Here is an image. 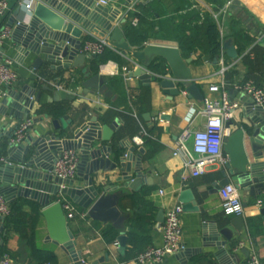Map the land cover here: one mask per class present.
I'll return each mask as SVG.
<instances>
[{
  "label": "crops",
  "instance_id": "0c3cea01",
  "mask_svg": "<svg viewBox=\"0 0 264 264\" xmlns=\"http://www.w3.org/2000/svg\"><path fill=\"white\" fill-rule=\"evenodd\" d=\"M5 1L8 9L0 14V32L3 28H9L10 34L0 39V45L5 48L2 60H11L12 68L17 74V80L11 88L20 91L24 86H29L35 93L40 92V99L34 103L30 113H23L21 118L19 115L14 117L9 113V109L3 111L0 104V156H5L9 162L11 161L7 149L11 145V137L19 122L30 119L31 126L24 138L28 134L36 137V134L41 132V126L50 129L48 119L57 117H60L61 124H69L67 132L88 122L92 116H96L103 124L119 120L117 130L106 145L113 148V151L120 152L118 144L124 141V145L134 146L136 150L143 148L145 151L143 166L146 179L136 190L123 187V182H117L116 172L99 170L92 174L93 184L100 188V196L108 198L107 207L114 212L108 220L93 219L89 216L88 209L78 206L63 194L52 197V201L64 197L77 208L78 213L73 219L68 220V224L76 240L75 248L80 252L82 259L90 263L103 258L98 264H137L133 259L139 250L140 253L147 247L159 246L162 243L163 222L156 221L158 212H162L164 218L168 209L176 205H181L183 208L181 200H190V198L182 196L181 192L190 191L199 209L182 212L180 236V242L184 245V250L190 251V256L188 259L183 257L186 261L180 263L175 256L179 253L177 252L167 257L161 264L216 263L213 256L216 248L206 243L210 231L215 226H223L226 219L233 217L223 214L219 191L214 190L216 182L221 178L223 166L209 165L203 175L188 177L186 181H182L183 155L174 154L177 139L183 130L194 131L204 127L206 120L202 113L204 101L187 100L183 88L179 96L170 97L163 92L156 81L151 82L150 85L143 84L139 78L130 76L138 66L130 59V55L122 54L119 50L110 47L109 50L116 59H108L100 64L96 73L105 78L111 91V98L98 93H89L81 96L80 100L52 102V94L43 87L57 88L56 81H59V85L64 90L77 95L82 93V78L79 70L69 68L56 71L52 70L48 63H43L38 70H34L32 62L35 56L30 53L25 56L26 50L12 41L11 36L12 28L18 21H28L27 8L22 5V0ZM138 4L149 6V9L154 10L148 18L152 21V25L139 22L132 25L142 35L147 36L143 46L155 43L179 48L177 37L191 35L190 30H182V18L192 16L195 11L200 15L197 23H201L205 14L210 15L215 21L221 38V49L216 64L213 63L214 59L209 60L201 51L189 55H183L180 51L184 59H190L188 66L192 72V82L198 85L204 98L219 101L223 91L228 93L229 88L237 89L236 86L247 81H253L264 89V0H132L130 2L111 0L108 5L103 6L110 10H119L116 24L121 18H125L126 21L122 25L124 30V25H131L132 18L137 17L134 13L137 12ZM9 22H12V27L7 25ZM88 37L102 36L95 32H84L80 37L81 45ZM226 39H231L239 51L236 60L224 53L222 41ZM91 60L92 57L86 59L89 67ZM155 64H166L165 61L157 58L148 68L150 73L163 75L159 70L152 71L151 67ZM214 85L219 87L217 91L211 89ZM6 90L7 87L3 86L0 95ZM247 95L242 91L238 96H229L238 104V108L231 119L233 126L230 129L226 128V134L239 126L241 122L239 114L244 102L249 100ZM58 109L62 112L55 114L54 110ZM145 114L149 115L148 120L144 117ZM143 131L146 135L142 134ZM137 137L142 139L141 144L137 143ZM187 144L191 146L190 142ZM76 152L79 156V152ZM122 153H125L123 148ZM113 155L112 152L109 156L112 161H114ZM11 157L19 158L20 154L14 152ZM151 165L153 169L149 170ZM74 179L75 184L80 182L77 175ZM239 193L244 206L242 215L245 218V226L241 236L236 237V256L239 264H243L253 255L264 264V215L260 213V208L264 204V191L256 192L255 195L243 190H239ZM11 199V203L16 200L26 203L22 206L23 212H30L29 204L36 205L41 211V207L34 200L17 196ZM3 227L4 230L0 232L2 240L0 249L4 245L7 247L11 254L9 255L11 264H35L27 257V251L21 247L22 239L27 236L28 229H5V222ZM107 227L114 228L118 236L121 233L125 234L126 244L123 252L117 244V239L113 243L104 241L101 230ZM230 229L234 230L233 227ZM129 234L137 236L140 246L138 249H133L128 244ZM47 235L46 222L40 212L35 229L36 245L50 250L56 256L57 264H71L68 254L49 241ZM241 248L250 251L248 257L239 251ZM129 250L134 256L130 260L125 257ZM2 255L0 250V257Z\"/></svg>",
  "mask_w": 264,
  "mask_h": 264
},
{
  "label": "water",
  "instance_id": "95a60500",
  "mask_svg": "<svg viewBox=\"0 0 264 264\" xmlns=\"http://www.w3.org/2000/svg\"><path fill=\"white\" fill-rule=\"evenodd\" d=\"M27 11L28 21L16 24L11 36L12 41L26 50L25 56L29 53L35 56L32 68L38 70L43 63L50 64V68L56 71L77 68L82 78V93L79 95L62 88L44 86L43 89L52 94V102L80 100L81 96L89 93L112 97L105 78L99 73H92L86 64L89 56L79 52L80 37L84 32L107 36L113 48L122 54H129L130 59L138 65L130 76L139 78L143 84L150 85L156 81L170 97L179 96L183 88L187 100L204 99L198 85L192 82V72L188 66L190 59H184L175 46L155 43L146 44L141 49L130 46L122 29L126 19L121 18L116 24L120 13L117 9L110 10L97 0H35L33 7ZM7 25L12 27L13 24L9 22ZM222 48L229 58H238L239 51L231 39L222 41ZM4 51L5 48L0 45V61ZM157 58L165 61L166 74L150 73L148 68ZM217 61L216 57L213 63ZM59 84L56 81L55 86ZM241 92L233 87L228 89L231 97ZM248 98L239 114V126L229 130L224 139L223 150L228 155V161L214 186L216 191L228 183H233L238 190L248 191L250 195L264 191V107L254 105L250 96ZM39 99L40 92L35 93L29 86H24L20 91L7 87L6 92L0 95V104L3 111L9 109L10 114L21 118L23 113H30ZM144 117L148 120L149 115L145 114ZM118 122L114 120L103 124L96 116H92L88 122L67 132L69 124H61L60 117L48 119L50 129L43 125L36 137L28 134L22 141L11 143L7 149L11 161L0 166V195L8 204L14 196L34 200L41 207L40 212L48 232L47 239L68 254L71 264H98L103 258L90 263L82 259L75 248L76 240L61 202L52 201V197L63 194L78 206L88 209L93 219L108 220L114 212L107 207L108 198L100 196V188L93 184L92 174L99 170L116 172L117 182H123V187L135 190L146 179L143 148L136 150V147L124 145V141H121L118 144L120 153L106 145L117 130ZM232 126V120L225 124L227 129ZM122 148L125 149L124 154ZM66 150H76L80 154L77 165L78 184H75V179H61L53 174L55 159ZM14 152H18L20 157H11ZM112 152L114 161L109 159ZM152 169L153 166H149V170ZM181 195L190 198L181 200L183 211H198L199 207L190 191H182ZM260 213L264 215V204ZM4 220L5 217L0 216V232L4 230ZM163 220V213L158 212L156 221L161 223ZM244 226L243 215H236L226 219L223 226L211 229L206 243L216 248L213 252L216 260L214 264L240 263L236 256V237L241 236ZM117 244L123 252L126 244L124 233L117 237ZM239 251L245 257L250 254L247 248ZM189 252L183 250L175 256L180 263H185L190 256Z\"/></svg>",
  "mask_w": 264,
  "mask_h": 264
},
{
  "label": "built area",
  "instance_id": "2783aa9c",
  "mask_svg": "<svg viewBox=\"0 0 264 264\" xmlns=\"http://www.w3.org/2000/svg\"><path fill=\"white\" fill-rule=\"evenodd\" d=\"M110 1L98 0V3L108 5ZM21 3L28 10L33 7L35 0H22ZM7 9V2L0 0V14H3ZM137 22L138 18L134 17L131 20V25H136ZM9 34L10 29L3 28L0 32V39ZM110 47L112 46L107 37H88L82 42L79 52L93 57L101 55L106 48ZM124 70L126 69L124 68ZM16 80L17 74L12 68V61L9 59L0 61V92L3 86L11 87ZM56 86L57 88H61L60 85ZM218 88L216 85L211 86V89L214 91H217ZM236 88L247 93L254 105L264 107V89L262 87L257 86L253 81H247L242 85L236 86ZM203 101L204 109L202 113L206 118L204 127L194 131H190L189 129L183 130L176 142L174 154L181 153L183 155L182 181H186L188 177L203 175L209 165L219 164L224 166L228 161V155L223 150L224 139L228 135L226 134L225 124L233 118L238 104L230 99L226 91H223L219 101L209 98H204ZM30 126V119L21 121L13 132L11 143L22 141ZM142 134L146 135L145 131ZM136 141L138 144L142 143L140 137H137ZM188 142H190V147L187 144ZM78 162L79 156L75 150L62 151L55 159L53 174L61 179H74L77 175ZM7 163H9L8 159L5 156H0V166ZM219 197L221 210L225 216L243 214L244 206L240 193L233 183H228L221 187ZM58 201L61 202L67 221L73 219L78 213L76 206L64 197H61ZM182 212L181 205H176L166 211L161 228V245L147 247L138 253L133 259L135 263L161 264L167 257L184 250V245L180 242ZM9 214L10 206L0 195V216L6 217ZM1 258L0 264H11L12 262L11 257L7 253H4ZM243 264L262 263L256 255H253Z\"/></svg>",
  "mask_w": 264,
  "mask_h": 264
},
{
  "label": "trees",
  "instance_id": "16d2710c",
  "mask_svg": "<svg viewBox=\"0 0 264 264\" xmlns=\"http://www.w3.org/2000/svg\"><path fill=\"white\" fill-rule=\"evenodd\" d=\"M153 9H149V6L143 4L137 5V12L134 13L138 17V22L140 24H153L149 21V15H151ZM200 20V15L197 11L193 12L192 16H186L182 18L181 25L182 30H190L189 36L177 37L180 51L183 55H189L190 53L201 51L205 53L209 60H213L215 57L219 56L221 49V38L218 30V26L215 21L210 17V15L205 14L204 19L201 23H197ZM124 34L126 39L132 46L138 48L144 47V42L147 41V36L142 35L140 31L130 24L124 25ZM108 59H116L113 52L106 48L101 55L93 56L91 60L90 69L92 72L96 73L100 64L105 63ZM152 71H158L162 74L166 73V64H155L152 65ZM61 109L54 110L55 114L61 113ZM26 204L21 200H16L10 203V214L5 217V229L17 230L19 228L28 229L27 236L22 239L21 247L27 251V257L34 261L35 264H43L48 262L49 264H57L56 256L48 249L40 248L35 243V229L38 223V218L40 217V210L34 204L30 205V212H23L22 206ZM102 237L105 242L113 243L116 242L118 233L112 227L103 228L101 230ZM128 244L133 249H138L139 242L137 236L134 234H129ZM20 247V248H21ZM2 254L10 252L4 245L1 247ZM130 251V250H129ZM125 256L126 259H132L133 254L130 251ZM140 251V250H139ZM137 252V254L139 253Z\"/></svg>",
  "mask_w": 264,
  "mask_h": 264
}]
</instances>
